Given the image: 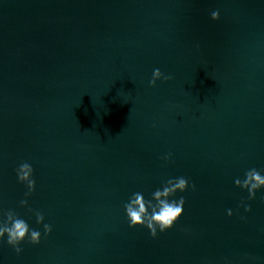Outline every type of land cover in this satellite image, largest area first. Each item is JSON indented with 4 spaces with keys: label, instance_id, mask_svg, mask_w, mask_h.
Returning a JSON list of instances; mask_svg holds the SVG:
<instances>
[{
    "label": "water",
    "instance_id": "95a60500",
    "mask_svg": "<svg viewBox=\"0 0 264 264\" xmlns=\"http://www.w3.org/2000/svg\"><path fill=\"white\" fill-rule=\"evenodd\" d=\"M0 264H264V0H0Z\"/></svg>",
    "mask_w": 264,
    "mask_h": 264
}]
</instances>
